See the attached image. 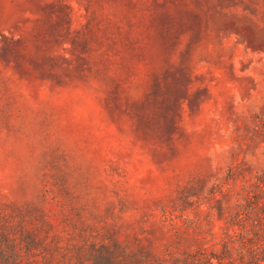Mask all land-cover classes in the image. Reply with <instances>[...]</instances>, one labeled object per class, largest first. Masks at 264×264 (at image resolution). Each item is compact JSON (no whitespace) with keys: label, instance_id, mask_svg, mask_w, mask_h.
Instances as JSON below:
<instances>
[{"label":"rangeland","instance_id":"1","mask_svg":"<svg viewBox=\"0 0 264 264\" xmlns=\"http://www.w3.org/2000/svg\"><path fill=\"white\" fill-rule=\"evenodd\" d=\"M0 264H264V0H0Z\"/></svg>","mask_w":264,"mask_h":264}]
</instances>
